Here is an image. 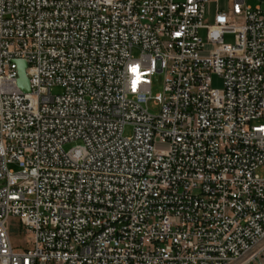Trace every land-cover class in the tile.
Instances as JSON below:
<instances>
[{"label":"built area","instance_id":"1","mask_svg":"<svg viewBox=\"0 0 264 264\" xmlns=\"http://www.w3.org/2000/svg\"><path fill=\"white\" fill-rule=\"evenodd\" d=\"M261 169V5L0 0V264H264Z\"/></svg>","mask_w":264,"mask_h":264},{"label":"rangeland","instance_id":"2","mask_svg":"<svg viewBox=\"0 0 264 264\" xmlns=\"http://www.w3.org/2000/svg\"><path fill=\"white\" fill-rule=\"evenodd\" d=\"M248 4L251 5L252 7H256L257 5H261L264 8V2H261V0H248ZM204 31H202V34L204 35ZM225 41L227 43H232L234 41L233 35H226L225 36ZM140 51L138 49L134 50V55L139 56ZM213 87L214 88H219L221 89L223 87V81L222 79L215 77L214 82H213ZM164 90V75L163 74H157L154 77V83H153V88H152V93L154 95L163 92ZM62 88L61 87H56L53 89L54 94H60L62 93ZM149 108L152 112H158V106L154 104L153 101L150 102ZM133 132V128L131 126H127L125 130V135L130 136ZM75 143H68L65 145V149L69 150L72 146H74ZM9 168L14 171H19L20 166L18 163H12L9 165ZM260 174H264V170L261 169L259 171ZM11 237L13 240V243L19 247V248H29L31 247V237L29 235V232L25 231V229L20 226L19 224H16L11 228L10 230Z\"/></svg>","mask_w":264,"mask_h":264},{"label":"water","instance_id":"3","mask_svg":"<svg viewBox=\"0 0 264 264\" xmlns=\"http://www.w3.org/2000/svg\"><path fill=\"white\" fill-rule=\"evenodd\" d=\"M27 63L25 61L19 62V81L18 84L24 92H31L30 82L26 75Z\"/></svg>","mask_w":264,"mask_h":264},{"label":"snow or ice","instance_id":"4","mask_svg":"<svg viewBox=\"0 0 264 264\" xmlns=\"http://www.w3.org/2000/svg\"><path fill=\"white\" fill-rule=\"evenodd\" d=\"M130 70L133 71V72H135L136 71V67H132Z\"/></svg>","mask_w":264,"mask_h":264}]
</instances>
